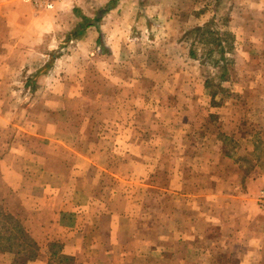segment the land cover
<instances>
[{
    "label": "rangeland",
    "instance_id": "374dc122",
    "mask_svg": "<svg viewBox=\"0 0 264 264\" xmlns=\"http://www.w3.org/2000/svg\"><path fill=\"white\" fill-rule=\"evenodd\" d=\"M125 1L0 0V264H264V0Z\"/></svg>",
    "mask_w": 264,
    "mask_h": 264
},
{
    "label": "crops",
    "instance_id": "0c3cea01",
    "mask_svg": "<svg viewBox=\"0 0 264 264\" xmlns=\"http://www.w3.org/2000/svg\"><path fill=\"white\" fill-rule=\"evenodd\" d=\"M61 1L62 0H58L55 5V8L51 11H38L32 5H29L26 20L27 21L33 20L34 22L44 21L45 23L49 22L48 24L49 27H47V24L44 28L42 26L41 28L40 26H38L37 29L36 27H34L35 28L34 36L37 42H35V45H27V44L22 45L23 48L27 49L26 50L27 55L25 56L24 62L28 61V58L31 55L28 49L32 47L38 48L37 54L41 55L39 57H42L43 61L49 58L50 56L56 57V54L59 55L57 50H60L63 47L65 49V56H68V57L69 55L73 56L75 53L84 54L85 52H87V49H90L91 52L92 50H94L95 53H97V55H101L102 57L105 56V53H106V56L108 59L109 50L112 52L110 42H107L105 45L106 52L102 51L101 45L99 44L101 42V35L104 34L103 32H105L104 28L102 27V23L107 18H115V17H112L113 13L115 12V10L119 7V5L122 2H126V1L125 0H112L111 2L112 7L106 12L105 16H102L104 10H101L98 12L96 20L91 19L92 17L82 12L81 13L82 15L80 17H82V19L88 21L89 23L87 22L86 24L81 25L80 29L82 28V31L79 33V35H76L75 39L73 40L69 39L68 41H65L64 36L61 35V32H64V29L62 28V24H60V21H62L64 17L63 11L65 10V3H61ZM262 1L263 0H257V1L256 0H239V3H240L239 5L243 8L250 7L252 9L253 6H261ZM244 2H247L248 5L245 6ZM239 8L240 7L237 8L238 14H240ZM242 14L238 16H241ZM199 28H202V27H199ZM29 32L30 31H27V28H26L27 35L29 34ZM22 60L23 59L21 58V61ZM108 62H109V59H108ZM141 78L144 79L146 78V76H140V79Z\"/></svg>",
    "mask_w": 264,
    "mask_h": 264
},
{
    "label": "built area",
    "instance_id": "2783aa9c",
    "mask_svg": "<svg viewBox=\"0 0 264 264\" xmlns=\"http://www.w3.org/2000/svg\"><path fill=\"white\" fill-rule=\"evenodd\" d=\"M38 11H51L55 8L58 0H26Z\"/></svg>",
    "mask_w": 264,
    "mask_h": 264
},
{
    "label": "trees",
    "instance_id": "16d2710c",
    "mask_svg": "<svg viewBox=\"0 0 264 264\" xmlns=\"http://www.w3.org/2000/svg\"><path fill=\"white\" fill-rule=\"evenodd\" d=\"M221 78L224 79L225 78V75H223Z\"/></svg>",
    "mask_w": 264,
    "mask_h": 264
}]
</instances>
